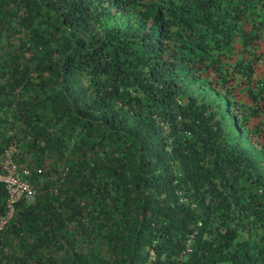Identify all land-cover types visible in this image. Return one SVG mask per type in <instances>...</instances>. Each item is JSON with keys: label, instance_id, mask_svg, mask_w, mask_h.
<instances>
[{"label": "trees", "instance_id": "1", "mask_svg": "<svg viewBox=\"0 0 264 264\" xmlns=\"http://www.w3.org/2000/svg\"><path fill=\"white\" fill-rule=\"evenodd\" d=\"M113 16L129 30L100 28ZM263 34L264 0H0V154L16 142L35 190L0 264H264V146L241 141L257 142L264 85L254 55L228 54ZM236 77L243 117L230 97L181 100Z\"/></svg>", "mask_w": 264, "mask_h": 264}, {"label": "rangeland", "instance_id": "2", "mask_svg": "<svg viewBox=\"0 0 264 264\" xmlns=\"http://www.w3.org/2000/svg\"><path fill=\"white\" fill-rule=\"evenodd\" d=\"M129 22L125 19V18H121V17H117V16H113V17H109L107 19H105L101 24H100V28H111V27H120L122 29L125 30H129L128 28V24ZM238 42L234 43V49H228V54H229V58L231 61H237L240 58H242L243 56H245L247 59L251 58L253 55L256 58V61L254 62V69H255V73H254V80L253 82H256L259 85H264V34L263 37L258 40L255 45L252 47L251 49V54L245 53L242 54L241 52H237L238 49ZM232 55V56H231ZM213 75V73H211L207 78L210 79L211 76ZM238 76V75H237ZM258 78H260L258 80ZM228 85L230 86L229 89H231L230 91V95H225L223 93V89L218 87L219 89H221L220 91H218V89H214L212 87H209L207 84H202L199 81H191L188 82L186 84V92H184L181 95V100L185 101V95L187 92H191V93H195V94H199V95H203L204 97L206 96L207 98L211 99L212 102H216V101H220V102H225L226 99L228 97L232 98V102L236 103L238 106V110H239V114L238 116L243 117L245 115V111L247 110V108L249 106L254 105V100L250 95L249 92V87L252 85V82H246V81H242L239 77H236V79H233L231 81H228ZM256 85L252 87V90H256ZM264 94V91H263ZM229 118H230V123L233 124V112H229L227 111L226 113ZM259 120H262V129L260 130H255L254 131V137H255V141L250 142L248 138H246L245 136V131L242 130L241 131V141L245 144H247L256 154H258L260 156V154H262L261 148H263L264 146V105L263 108L261 110L260 115L258 116H249V122L252 123H256L259 122ZM10 147V151H14L17 152L18 148H17V144L16 142H11L9 144ZM2 155L3 153L0 154V168L2 167ZM16 157V155H15ZM15 160H17L18 164H19V168L23 169V168H27L28 167L26 165H24L25 163H21L18 161L17 157L15 158ZM47 163H51V159H47L46 160ZM30 171V170H29ZM13 217V216H11ZM10 217V218H11ZM9 220V219H8ZM7 220V222H8ZM6 223L3 224V226L1 227L0 230H2L3 228L6 227ZM187 238L185 240L186 244H188V237H190V234H186ZM252 242H258V236H254L252 238ZM78 246L81 249H84V244L82 243L81 238H79L78 240ZM256 250L254 249L253 253L256 254ZM215 262L216 264H230L228 261V257L226 254H224L223 256H215Z\"/></svg>", "mask_w": 264, "mask_h": 264}, {"label": "built area", "instance_id": "3", "mask_svg": "<svg viewBox=\"0 0 264 264\" xmlns=\"http://www.w3.org/2000/svg\"><path fill=\"white\" fill-rule=\"evenodd\" d=\"M2 153L0 182L3 183L6 190V210L4 213H0V229L15 214V202L21 197L31 199L35 191L30 182L29 169H20L17 160H15L17 152L10 151L8 146ZM189 238L191 237H188L186 250H190L191 241Z\"/></svg>", "mask_w": 264, "mask_h": 264}]
</instances>
